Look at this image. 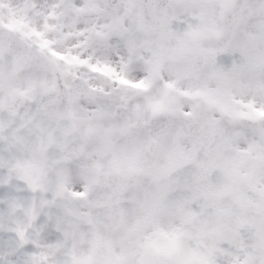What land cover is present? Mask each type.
<instances>
[{
  "label": "snow or ice",
  "instance_id": "snow-or-ice-1",
  "mask_svg": "<svg viewBox=\"0 0 264 264\" xmlns=\"http://www.w3.org/2000/svg\"><path fill=\"white\" fill-rule=\"evenodd\" d=\"M0 264H264V0H0Z\"/></svg>",
  "mask_w": 264,
  "mask_h": 264
}]
</instances>
